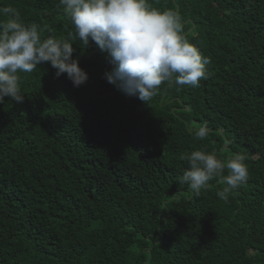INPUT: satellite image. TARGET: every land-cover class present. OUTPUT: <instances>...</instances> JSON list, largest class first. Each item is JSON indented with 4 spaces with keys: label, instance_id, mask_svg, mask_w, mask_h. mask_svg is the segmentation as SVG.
Returning a JSON list of instances; mask_svg holds the SVG:
<instances>
[{
    "label": "trees",
    "instance_id": "16d2710c",
    "mask_svg": "<svg viewBox=\"0 0 264 264\" xmlns=\"http://www.w3.org/2000/svg\"><path fill=\"white\" fill-rule=\"evenodd\" d=\"M148 3L211 63L145 103L107 82L108 54L72 39L60 0H0V22L68 39L89 76L77 88L45 63L19 73L22 104H0V264H264V0ZM195 150L245 154L247 182L227 200L216 179L191 191Z\"/></svg>",
    "mask_w": 264,
    "mask_h": 264
},
{
    "label": "clouds",
    "instance_id": "9594fccd",
    "mask_svg": "<svg viewBox=\"0 0 264 264\" xmlns=\"http://www.w3.org/2000/svg\"><path fill=\"white\" fill-rule=\"evenodd\" d=\"M64 13L75 26L72 39L83 45L94 42L108 54L112 70L105 73L108 83L124 95L148 103L164 83L199 87L207 78L210 58L201 54L183 33L178 13L152 8L148 0H60ZM13 10L0 8V14ZM42 29L20 22L18 14L0 22V104L5 97L22 104L25 96L20 88V72L31 73L37 66L50 63L57 77L67 74L74 87L88 79V73L74 59L73 44L65 38H41ZM197 139H205L207 125L189 127ZM188 169L179 178L191 191L199 194L216 179L225 187L217 192L222 200L247 182L246 155L233 154L225 163L215 153L195 150L182 154ZM225 169L228 174L224 175Z\"/></svg>",
    "mask_w": 264,
    "mask_h": 264
}]
</instances>
